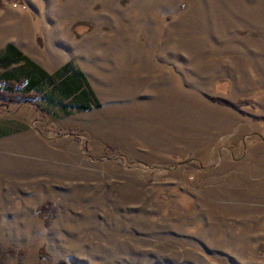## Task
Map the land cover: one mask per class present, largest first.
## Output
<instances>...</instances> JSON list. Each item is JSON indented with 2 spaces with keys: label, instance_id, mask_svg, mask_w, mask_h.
I'll return each mask as SVG.
<instances>
[{
  "label": "rangeland",
  "instance_id": "obj_1",
  "mask_svg": "<svg viewBox=\"0 0 264 264\" xmlns=\"http://www.w3.org/2000/svg\"><path fill=\"white\" fill-rule=\"evenodd\" d=\"M6 40L98 103L0 98V264H264V0H0Z\"/></svg>",
  "mask_w": 264,
  "mask_h": 264
},
{
  "label": "trees",
  "instance_id": "obj_2",
  "mask_svg": "<svg viewBox=\"0 0 264 264\" xmlns=\"http://www.w3.org/2000/svg\"><path fill=\"white\" fill-rule=\"evenodd\" d=\"M18 60H23L27 66L28 64H33L35 70L32 71L26 68L23 71L16 68V71L21 73L26 79L23 85L20 84L19 80L10 79L12 76L10 70H3L0 75V98H8L9 102L14 99H22L27 96L28 92L26 90L29 86L40 82L42 85L44 83L51 84L53 88L52 95H46V97L49 99L51 97L52 101H55L56 97L60 96L72 102L76 109L88 108L86 102L88 100L87 93H89V97L95 100V104L98 103L82 71H73L69 61L64 62L59 68H56L52 75H48L44 69L22 54L20 49L12 43H6L2 52H0V66L6 67Z\"/></svg>",
  "mask_w": 264,
  "mask_h": 264
},
{
  "label": "crops",
  "instance_id": "obj_3",
  "mask_svg": "<svg viewBox=\"0 0 264 264\" xmlns=\"http://www.w3.org/2000/svg\"><path fill=\"white\" fill-rule=\"evenodd\" d=\"M6 43H12L14 46H16L18 49H20V51L22 52V54H24L27 58L31 59L35 64H37L38 66H40V68L44 69L46 71V73L48 75H52L54 73V71L56 70V68H59V66H61L60 64L54 68L53 70L49 71L46 69L45 66L41 65L39 62H37L35 59H33V57L27 55L21 48L20 46L15 42V41H5L3 43V45L1 46V49H0V52H2V50L4 49V46ZM66 61H69V60H66ZM64 61V62H66ZM70 62V61H69ZM70 66L71 68L73 69V71L75 70H80L82 71V73L84 74L87 82H88V85L91 87V89L93 90L94 92V95L96 96L95 98L97 99V94L96 92L94 91V89L92 88V86L90 85V82L88 81V78L85 74V72L80 68V67H76V66H73L71 63H70ZM8 69L6 70H10L11 71V74L12 76L10 77L11 80H19L20 84L23 85L26 81L25 77H23V75L21 73H19L18 71H16V68H19L21 70H25L26 68H29L31 69L32 71L35 70L33 64H28V66L23 62V60H18L17 62H12L9 64V66L7 67ZM56 80V78H55ZM82 86V85H81ZM52 91H53V88L51 86V84H41L40 82L37 83V84H33L31 86L28 87V89L26 90V92H28L27 96L26 97H23L22 99H29L31 98V100L33 99H38V98H45V100H49V101H52V98L50 97V99L48 97H46V95H52ZM88 95V100H87V104H88V108H85V109H89L91 108L93 105H95V100L92 99V97H89L90 94L87 93ZM73 105V104H72ZM73 108H75L73 106ZM76 109V108H75ZM82 109V108H81ZM6 132L5 130H0V135H4ZM0 193H1V187H0Z\"/></svg>",
  "mask_w": 264,
  "mask_h": 264
}]
</instances>
